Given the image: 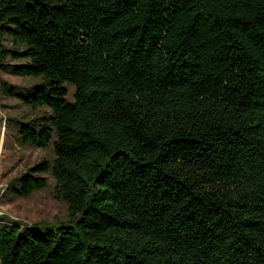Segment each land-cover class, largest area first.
I'll return each mask as SVG.
<instances>
[{"label": "trees", "instance_id": "1", "mask_svg": "<svg viewBox=\"0 0 264 264\" xmlns=\"http://www.w3.org/2000/svg\"><path fill=\"white\" fill-rule=\"evenodd\" d=\"M0 73L54 153L10 192L68 211L0 264H264V0H0Z\"/></svg>", "mask_w": 264, "mask_h": 264}, {"label": "rangeland", "instance_id": "2", "mask_svg": "<svg viewBox=\"0 0 264 264\" xmlns=\"http://www.w3.org/2000/svg\"><path fill=\"white\" fill-rule=\"evenodd\" d=\"M37 79L19 78L0 73V225L14 222L22 226H56L68 219L67 206L56 197L55 180L51 174H44L46 187L34 192L27 198H18L11 194L10 188L15 179L32 165L54 158L50 144L39 149L22 144L16 134L18 124L37 121L49 111L44 108L32 109L16 98L5 95L3 85L10 89H25L38 83ZM68 100L72 101L74 88L65 86Z\"/></svg>", "mask_w": 264, "mask_h": 264}]
</instances>
